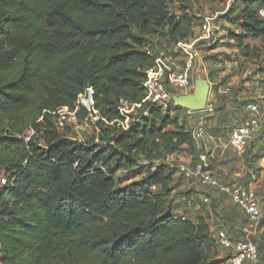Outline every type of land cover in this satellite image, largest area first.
<instances>
[{
    "label": "trees",
    "instance_id": "16d2710c",
    "mask_svg": "<svg viewBox=\"0 0 264 264\" xmlns=\"http://www.w3.org/2000/svg\"><path fill=\"white\" fill-rule=\"evenodd\" d=\"M170 1L0 0V264H223L207 217L174 213L175 167L162 163L126 186L116 176L133 155L196 147L170 116L183 108L141 102L158 46L144 37L163 34L174 50L192 35L185 8L175 16ZM245 1L230 35L240 45L264 33V0ZM88 88L95 144L62 135L51 114L73 111ZM121 102L147 113L125 127Z\"/></svg>",
    "mask_w": 264,
    "mask_h": 264
},
{
    "label": "rangeland",
    "instance_id": "374dc122",
    "mask_svg": "<svg viewBox=\"0 0 264 264\" xmlns=\"http://www.w3.org/2000/svg\"><path fill=\"white\" fill-rule=\"evenodd\" d=\"M245 0H171L168 8L171 14L180 15L186 12L192 22V35L188 39H197L201 36V25L205 20H211L213 24L219 26L215 32V39L204 40L200 43L198 54L200 61L195 74L202 70L206 80L210 83L212 102L215 103V111L205 119V136L200 141L209 150V166L214 176L219 180L233 183H246L254 189L256 197L263 202L261 218L258 229L252 233H246L243 229L240 231L234 228L235 238L250 239L258 249L256 262L251 264H264V33L260 36H248L244 38L243 45L230 37L240 32V24L243 22L241 13L246 7ZM185 8L184 11L182 10ZM258 21L264 22V6L257 12ZM164 30H166L164 28ZM169 39L163 34L144 37L146 47L155 48L156 53L164 50L166 45L169 52L173 50ZM247 45L248 47H245ZM152 50V49H151ZM172 54V53H170ZM226 88L228 94L217 93V89ZM189 91V93H192ZM89 98V92L86 90L80 98L86 103ZM85 99V100H84ZM255 102L259 106V122L261 128L253 141L249 143L247 151L242 156H238L226 143L228 141L230 130L239 124L242 119L247 117L248 112L245 108V102ZM82 104V103H81ZM126 102L123 103L124 114L127 119L123 123L129 124L136 120L141 114H146L145 106L141 103ZM83 105V104H82ZM80 105L78 117H86L85 110ZM163 106V105H162ZM84 107V106H83ZM85 108V107H84ZM166 109V106H163ZM86 109V108H85ZM200 115L204 113L187 115L184 110H172L170 116L176 124H183L190 131L196 126L195 123ZM99 118L91 121L90 128L86 131L76 130L71 125L60 129L62 135L71 139L79 138L85 143H99L98 134L100 126L95 125ZM97 126V127H96ZM173 129V126H170ZM34 133V132H33ZM31 132V134H33ZM217 136L219 140L213 144L209 137ZM218 141V142H217ZM199 151L194 147L193 152L186 145L178 153L165 156L158 160H152L146 156L137 155L132 157V162L117 170L116 176L121 180V186H126L131 182L137 181L148 169H155L158 165L166 164L176 168L171 184V193L169 199L176 215L185 214L188 217L195 218L198 215H205L207 219H219L218 224L224 220L222 217L224 208L230 209L231 202L223 200L221 211L215 207L217 194L212 189L205 188L194 180L186 178L179 170V164L193 163L198 159ZM1 180V176H0ZM1 186V181H0ZM160 189H156L157 193ZM1 191V187H0ZM208 197L207 202L204 198ZM233 211V209H232ZM234 213L241 220V212ZM216 222V221H215ZM245 223V220H244ZM226 223H223L222 227ZM212 256L224 258L227 250L216 244Z\"/></svg>",
    "mask_w": 264,
    "mask_h": 264
},
{
    "label": "built area",
    "instance_id": "2783aa9c",
    "mask_svg": "<svg viewBox=\"0 0 264 264\" xmlns=\"http://www.w3.org/2000/svg\"><path fill=\"white\" fill-rule=\"evenodd\" d=\"M200 27L202 34L199 38L178 40L174 50L171 52L172 54L164 50H159L156 53L153 60L154 65L146 71V79L143 82L145 97L141 102L169 107L173 106L172 97L174 95L185 94L194 90L193 76L200 61L198 54L199 45L204 40H214L215 32L219 29V26L213 24L211 20H205ZM87 91L89 92V98L86 103L83 100L80 101L83 94L79 95L76 108L73 111L68 107H59L52 111L51 114L54 116L53 121L56 128L60 130L71 125L76 130L86 131L90 128L91 121L99 118L97 110L92 106V89L88 88ZM228 91V89L221 87L217 89L219 94ZM210 94L211 86L209 96ZM209 96L204 110L192 112L189 109H184L187 115L199 113H204V115L198 117L195 123L196 126L191 131L195 146L200 152L198 159L194 163L179 164L178 167L186 178L194 180L205 188H213L221 194L228 195L230 201L241 208L246 215L244 230L249 234L258 229L261 218V210L254 189L245 183L219 182L210 170L209 150H206L207 147L200 142L205 136V118L215 111V103L212 102ZM123 103L126 102H121L120 109L124 113ZM80 105L87 110L86 117L81 120L78 117ZM135 105L138 104L136 103ZM245 108L248 112L247 117L230 130L226 143L238 156L246 153L249 143L253 141L261 128L258 104L250 101L245 104ZM126 119L127 117H125ZM123 126L127 127L124 124ZM31 132H34L33 129H30L24 135V142L30 140ZM76 140L81 141L79 138ZM0 181L2 184L5 183L3 176H1ZM151 189L155 190V187L152 186ZM208 200V197L204 198L205 202ZM215 240L222 249L227 250L223 264H248L249 262L257 261L258 249L250 239L233 238L226 229H220L216 233Z\"/></svg>",
    "mask_w": 264,
    "mask_h": 264
},
{
    "label": "crops",
    "instance_id": "0c3cea01",
    "mask_svg": "<svg viewBox=\"0 0 264 264\" xmlns=\"http://www.w3.org/2000/svg\"><path fill=\"white\" fill-rule=\"evenodd\" d=\"M223 94H228V92H226V93H223ZM212 98H213V96H212ZM211 98V99H212ZM243 120V119H242ZM241 120V121H242ZM206 122H207V120H206ZM241 123V122H240ZM239 123V124H240ZM239 124H237V125H239ZM236 125V126H237ZM235 127V126H234ZM210 138V141H212L213 142V144H215L216 143V140H219V138H217V136L215 137V136H210L209 137ZM218 142V141H217ZM203 146H205L204 144H202ZM216 177V176H215ZM216 179L219 181V182H223V183H231V182H225V181H221V180H219L217 177H216ZM233 183V182H232ZM246 184V183H245ZM210 189H212V191L213 192H215L217 195V199H216V204H215V207L217 208V205H218V208H219V210L221 211V207H223V205L221 204V202L223 201V200H229L230 201V199H229V197H228V195H226V194H224V193H219V192H217V190H215V189H213V188H210ZM231 202V201H230ZM258 205L260 206V207H262V205H263V202L262 201H259L258 200ZM217 208V209H218ZM232 209H233V211H232ZM234 211L235 212H241V220L239 219V221H238V216L234 213ZM222 212H223V215H222V217H224L223 219V221H222V223L221 224H218V222L217 221H219V219H214L213 217L211 218V220L209 219L208 220V225H209V230L211 231V234H212V236L215 238V236H216V233L220 230V229H226L228 232H229V234L233 237V238H235V236L236 235H234V231H235V229L234 228H237V229H239L240 231L242 230V225L244 224L245 225V223H244V220H245V222H246V215L243 213V211H242V209L241 208H239L238 206H236L235 204H233L232 202H231V204H230V209L229 208H224L223 210H222ZM216 221V222H215ZM223 223H226L225 224V226H223L222 227V225H223ZM243 225V226H244ZM244 229V228H243ZM256 245V244H255ZM222 249V248H221ZM248 264H251L250 262L248 263Z\"/></svg>",
    "mask_w": 264,
    "mask_h": 264
},
{
    "label": "water",
    "instance_id": "95a60500",
    "mask_svg": "<svg viewBox=\"0 0 264 264\" xmlns=\"http://www.w3.org/2000/svg\"><path fill=\"white\" fill-rule=\"evenodd\" d=\"M194 83L192 93L178 94L172 97V104L175 108L181 107L192 112H199L205 109L210 93V83L206 80L202 70L195 74Z\"/></svg>",
    "mask_w": 264,
    "mask_h": 264
}]
</instances>
